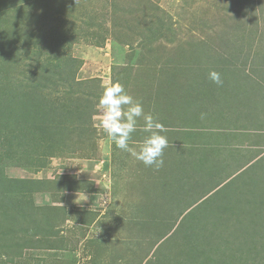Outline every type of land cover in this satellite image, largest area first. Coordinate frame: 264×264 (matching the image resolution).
I'll return each mask as SVG.
<instances>
[{
    "label": "rangeland",
    "instance_id": "1",
    "mask_svg": "<svg viewBox=\"0 0 264 264\" xmlns=\"http://www.w3.org/2000/svg\"><path fill=\"white\" fill-rule=\"evenodd\" d=\"M110 82L159 170L100 129ZM0 264H264V0H0Z\"/></svg>",
    "mask_w": 264,
    "mask_h": 264
},
{
    "label": "clouds",
    "instance_id": "2",
    "mask_svg": "<svg viewBox=\"0 0 264 264\" xmlns=\"http://www.w3.org/2000/svg\"><path fill=\"white\" fill-rule=\"evenodd\" d=\"M208 78L217 86L223 85L220 73L214 70L208 73ZM98 104L102 114L99 127L111 143L145 166L155 170L163 167L164 149L169 146L167 137L162 134L165 126L151 113H145L141 101L128 94L121 83L110 82L103 87ZM141 118L139 131L145 135L142 143L132 145L130 141Z\"/></svg>",
    "mask_w": 264,
    "mask_h": 264
},
{
    "label": "trees",
    "instance_id": "3",
    "mask_svg": "<svg viewBox=\"0 0 264 264\" xmlns=\"http://www.w3.org/2000/svg\"><path fill=\"white\" fill-rule=\"evenodd\" d=\"M55 66L59 67V64L58 65H55Z\"/></svg>",
    "mask_w": 264,
    "mask_h": 264
}]
</instances>
